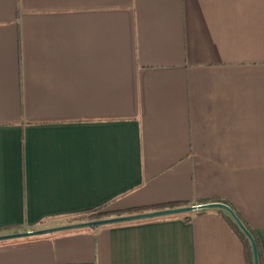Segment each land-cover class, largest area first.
I'll return each mask as SVG.
<instances>
[{"label": "crops", "instance_id": "crops-1", "mask_svg": "<svg viewBox=\"0 0 264 264\" xmlns=\"http://www.w3.org/2000/svg\"><path fill=\"white\" fill-rule=\"evenodd\" d=\"M211 202L264 264V0H0V235ZM225 214L1 241L0 264H247Z\"/></svg>", "mask_w": 264, "mask_h": 264}, {"label": "water", "instance_id": "water-1", "mask_svg": "<svg viewBox=\"0 0 264 264\" xmlns=\"http://www.w3.org/2000/svg\"><path fill=\"white\" fill-rule=\"evenodd\" d=\"M208 208L224 209L233 217V219L236 221L238 226L241 228V230L246 234V236L251 241L253 255H254V264H260L258 247H257V242L255 240V237L253 236L249 228L239 218L236 212L228 204L223 203V202H211V203L197 204V205H192V206L166 208V209H161V210H153V211H146V212H140V213H134V214L121 215V216L106 217V218H101V219H96V220L77 222V223H72V224H65V225L53 226V227H48V228L36 229V230L1 234L0 242L7 241V240L27 238V237L47 235V234L67 231V230L91 228V227H98L102 225L157 218V217H162V216L189 212V211H193L197 209H208Z\"/></svg>", "mask_w": 264, "mask_h": 264}, {"label": "trees", "instance_id": "trees-1", "mask_svg": "<svg viewBox=\"0 0 264 264\" xmlns=\"http://www.w3.org/2000/svg\"><path fill=\"white\" fill-rule=\"evenodd\" d=\"M179 204H170L167 206H158L155 208L151 209H135V210H130L127 212V214H134V213H140V212H146V211H152V210H161V209H166V208H174L178 207ZM115 215H123L120 213L115 214L114 212L107 210V205H101L93 209L85 210L80 212L79 216L75 217L73 220H78L80 222L84 221H90V220H96V219H101V218H106L110 216H115ZM227 223L233 230V232L237 235V237L241 240L243 247L245 249V256H246V263L247 264H254V255H253V250H252V244L249 238L246 236V234L241 230V228L238 226L236 221L233 219L231 215L225 214L224 215ZM253 234V233H252ZM255 237V240L257 242V247H258V253H259V260L261 263V248H260V241L259 239L253 234Z\"/></svg>", "mask_w": 264, "mask_h": 264}]
</instances>
